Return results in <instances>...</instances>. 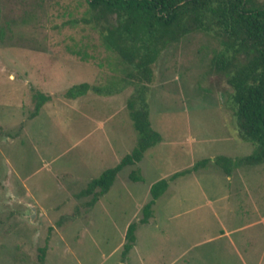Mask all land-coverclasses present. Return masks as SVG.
Instances as JSON below:
<instances>
[{"label":"rangeland","instance_id":"rangeland-1","mask_svg":"<svg viewBox=\"0 0 264 264\" xmlns=\"http://www.w3.org/2000/svg\"><path fill=\"white\" fill-rule=\"evenodd\" d=\"M85 7L0 0V264H264V158L228 173L214 162L253 144L237 135L225 77L208 69L212 35L193 31L160 52L146 97L159 140L92 205V193L77 195L136 141L131 86L64 96L81 82L114 87L127 71L93 26L71 21ZM39 93L49 98L32 115ZM159 179L166 189L139 223Z\"/></svg>","mask_w":264,"mask_h":264},{"label":"trees","instance_id":"trees-1","mask_svg":"<svg viewBox=\"0 0 264 264\" xmlns=\"http://www.w3.org/2000/svg\"><path fill=\"white\" fill-rule=\"evenodd\" d=\"M83 1L86 6L84 15L71 21L93 26L102 46L115 53L127 66V71L114 87L111 86L113 83L97 86L81 82L67 88L64 96L75 98L87 91L108 95L126 85L131 86L125 108L136 132V141L131 151L123 155L116 165L89 180L86 187L77 193L78 196L92 193L88 201L92 205L98 195L107 191L121 167L138 161L144 150L159 140V134L150 127L147 119L146 97L152 80L151 65L167 45L193 31L217 39L219 49L211 55L208 69L225 77L231 88L237 135L253 144V152L248 156H217L214 162L228 173L242 161L254 163L264 158V0ZM36 97L39 101L32 115L49 98L41 93ZM192 167L195 168L196 164ZM184 172L174 173L169 178ZM166 186L165 179L150 185L151 198L142 206L139 223L147 222L153 201ZM135 227V223L126 227L122 256L133 245Z\"/></svg>","mask_w":264,"mask_h":264}]
</instances>
